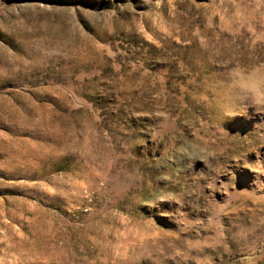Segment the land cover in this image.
I'll return each mask as SVG.
<instances>
[{"label": "rangeland", "instance_id": "obj_1", "mask_svg": "<svg viewBox=\"0 0 264 264\" xmlns=\"http://www.w3.org/2000/svg\"><path fill=\"white\" fill-rule=\"evenodd\" d=\"M256 63L264 0H0V264H264Z\"/></svg>", "mask_w": 264, "mask_h": 264}, {"label": "clouds", "instance_id": "obj_2", "mask_svg": "<svg viewBox=\"0 0 264 264\" xmlns=\"http://www.w3.org/2000/svg\"><path fill=\"white\" fill-rule=\"evenodd\" d=\"M228 92L245 107H252L257 113H264V63H256L248 66L236 65L227 72L225 84ZM228 113V112H226ZM231 114V113H228ZM190 158H198L205 161L210 153L203 149L185 150ZM169 197L161 195L160 200Z\"/></svg>", "mask_w": 264, "mask_h": 264}]
</instances>
